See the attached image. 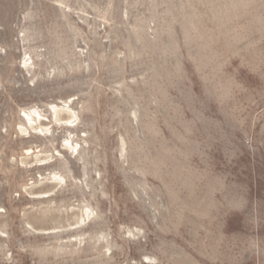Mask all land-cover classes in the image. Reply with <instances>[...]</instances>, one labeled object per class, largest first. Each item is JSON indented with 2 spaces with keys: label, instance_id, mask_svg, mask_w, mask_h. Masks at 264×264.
I'll use <instances>...</instances> for the list:
<instances>
[{
  "label": "rangeland",
  "instance_id": "obj_1",
  "mask_svg": "<svg viewBox=\"0 0 264 264\" xmlns=\"http://www.w3.org/2000/svg\"><path fill=\"white\" fill-rule=\"evenodd\" d=\"M0 264H264V0H0Z\"/></svg>",
  "mask_w": 264,
  "mask_h": 264
},
{
  "label": "bare ground",
  "instance_id": "obj_2",
  "mask_svg": "<svg viewBox=\"0 0 264 264\" xmlns=\"http://www.w3.org/2000/svg\"><path fill=\"white\" fill-rule=\"evenodd\" d=\"M27 65H28V61L25 62V66H27ZM53 109H54L55 115L57 116V121L58 122H66V123H68L73 118L71 116L73 114L71 106H68V109L65 108V107H63V108L60 109L59 107L54 106ZM61 114L70 115V117H68V119H61ZM33 115L37 119H40L41 118L40 117V113L34 112ZM25 116L28 118V120H29L30 123H34V122L36 123V119H34L30 114L25 113ZM41 132H44V131L41 130ZM64 142H67V144H68L69 140L66 139ZM73 148L76 150V148L74 146H73ZM27 154L30 155V154H34V153L32 152V150L29 149V150H27ZM55 179H56V177H55ZM54 185H59V183L58 182H55Z\"/></svg>",
  "mask_w": 264,
  "mask_h": 264
}]
</instances>
